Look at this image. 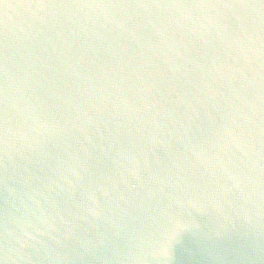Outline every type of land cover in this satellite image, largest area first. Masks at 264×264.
I'll use <instances>...</instances> for the list:
<instances>
[{
    "label": "water",
    "instance_id": "water-1",
    "mask_svg": "<svg viewBox=\"0 0 264 264\" xmlns=\"http://www.w3.org/2000/svg\"><path fill=\"white\" fill-rule=\"evenodd\" d=\"M0 264H264V0H0Z\"/></svg>",
    "mask_w": 264,
    "mask_h": 264
}]
</instances>
